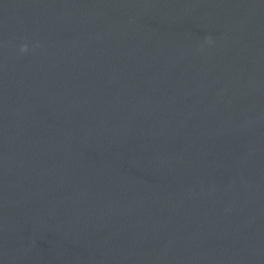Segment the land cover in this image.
<instances>
[{"label":"clouds","instance_id":"9594fccd","mask_svg":"<svg viewBox=\"0 0 264 264\" xmlns=\"http://www.w3.org/2000/svg\"><path fill=\"white\" fill-rule=\"evenodd\" d=\"M20 51L26 52L27 51V45H22Z\"/></svg>","mask_w":264,"mask_h":264}]
</instances>
